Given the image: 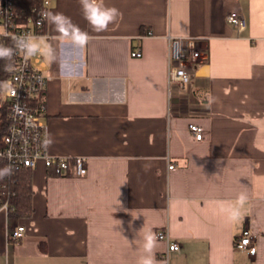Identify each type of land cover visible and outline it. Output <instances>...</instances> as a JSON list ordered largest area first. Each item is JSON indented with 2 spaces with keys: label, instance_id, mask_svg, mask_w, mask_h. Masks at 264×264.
I'll return each instance as SVG.
<instances>
[{
  "label": "crops",
  "instance_id": "1",
  "mask_svg": "<svg viewBox=\"0 0 264 264\" xmlns=\"http://www.w3.org/2000/svg\"><path fill=\"white\" fill-rule=\"evenodd\" d=\"M49 2L89 39L81 48L48 22L36 39L47 150L86 158L87 171L31 169V215L0 211V264H137L144 234L159 230L180 249L157 239V264H264V0H103L119 15L101 32L79 0ZM233 12L244 29L227 22ZM169 36L206 46L185 89L168 83ZM18 225L23 238L8 241ZM245 229L255 255L234 248Z\"/></svg>",
  "mask_w": 264,
  "mask_h": 264
},
{
  "label": "built area",
  "instance_id": "2",
  "mask_svg": "<svg viewBox=\"0 0 264 264\" xmlns=\"http://www.w3.org/2000/svg\"><path fill=\"white\" fill-rule=\"evenodd\" d=\"M49 0H43L39 9L33 8L31 12L34 19L26 22H14L13 0H0V26L3 32L0 38H10L19 35H32L36 39L44 36L47 20L45 13H49ZM227 22L238 31L245 28L246 22L243 15L233 12L227 15ZM168 42V83L178 84L180 89H185L192 84L198 69L208 61V53L204 40L198 37H171ZM134 52L132 56H139ZM44 64L43 49L31 57H25L18 52L12 59V66L8 78L4 82L3 99L8 103V124L3 135H0V160L4 167L11 165L13 171L21 168L33 169L41 160L46 169L57 177L69 174L83 177L86 174L87 159L75 157L52 156L48 153V130L44 122L46 112V98L44 92L49 76H45L40 67ZM189 131L196 140L202 139L203 128L199 125H189ZM169 170L174 165L168 166ZM1 201V200H0ZM7 200L0 202V211L8 214ZM25 234L22 225L13 227L6 234L11 242L20 241ZM155 236L167 243V251H178L179 244L170 240L167 232L159 230ZM234 248L255 255L256 247L249 230L234 239Z\"/></svg>",
  "mask_w": 264,
  "mask_h": 264
},
{
  "label": "clouds",
  "instance_id": "3",
  "mask_svg": "<svg viewBox=\"0 0 264 264\" xmlns=\"http://www.w3.org/2000/svg\"><path fill=\"white\" fill-rule=\"evenodd\" d=\"M84 19L97 32L107 30L108 26L113 23L119 15L118 9L107 7L103 0H79ZM45 19L50 23L55 32L61 36L68 38L71 43L83 48L88 43V33L81 30L77 25L73 24L71 19L61 12H49L44 14ZM13 45L8 46L0 44V60L12 61L13 57L22 52L24 56L31 57L40 50L39 44L36 43V38L32 35H19L12 37ZM6 64V67H10ZM51 141H46L49 144ZM13 174L11 165L0 169V179ZM247 200L245 193H240L236 203L243 206ZM221 211L228 213L230 218L235 219L239 216V208L233 207L231 202H220ZM143 255L137 264H157L155 260V249L157 247V237L154 233L148 232L143 236Z\"/></svg>",
  "mask_w": 264,
  "mask_h": 264
},
{
  "label": "trees",
  "instance_id": "4",
  "mask_svg": "<svg viewBox=\"0 0 264 264\" xmlns=\"http://www.w3.org/2000/svg\"><path fill=\"white\" fill-rule=\"evenodd\" d=\"M43 0H13L14 22H26L34 19L31 9H39ZM0 44L13 45L10 38H0ZM12 61L0 60V135H3L8 124V103L3 99L4 82L10 73ZM4 168V162L0 160V169ZM32 180L31 169L21 168L13 171L11 176L0 179V200H7L9 205L8 216L26 217L32 213ZM0 201V202H1Z\"/></svg>",
  "mask_w": 264,
  "mask_h": 264
},
{
  "label": "rangeland",
  "instance_id": "5",
  "mask_svg": "<svg viewBox=\"0 0 264 264\" xmlns=\"http://www.w3.org/2000/svg\"><path fill=\"white\" fill-rule=\"evenodd\" d=\"M3 32V28L0 26V33H2ZM4 89V88H3ZM40 163H43L41 160L38 162V165L40 164Z\"/></svg>",
  "mask_w": 264,
  "mask_h": 264
}]
</instances>
